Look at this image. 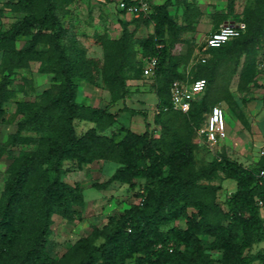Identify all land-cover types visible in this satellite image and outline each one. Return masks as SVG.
Instances as JSON below:
<instances>
[{"label":"trees","instance_id":"1","mask_svg":"<svg viewBox=\"0 0 264 264\" xmlns=\"http://www.w3.org/2000/svg\"><path fill=\"white\" fill-rule=\"evenodd\" d=\"M74 1L5 3L21 16L11 27L0 29V124L20 118L16 130L0 143V160L11 153V147L30 148L14 156L0 196V264H264V247L253 251L264 242V178L258 175L264 155L255 167L218 154L208 166L197 168L194 142L212 108L221 102L215 81L222 63L245 55L252 64L250 80L260 86L254 73L257 50H262L264 58V0L246 7L238 19H234L237 0H228L223 21H240L244 31L221 47L206 44L205 56L190 70L192 79L180 71L189 56L175 53L185 43L181 34L187 27L171 14L172 0L152 4L150 13H134L131 21L122 22L118 38L97 35L104 49L102 59L63 43L68 30L62 17ZM124 1L138 4V0ZM184 4L187 22L201 13L196 0H184ZM150 24L153 32L138 37V28ZM22 37L25 43L17 47ZM136 46L144 58H157L152 75H144ZM33 61L40 63V72L53 75V83L38 99L17 101L10 119L6 105L18 92L11 87V74ZM131 71L154 81V123L160 127L159 135L125 126L108 134L118 113L110 106L77 100L81 82L98 85L101 80L111 104L118 103L127 96ZM197 78L207 79L205 91L187 112L174 109L172 84ZM125 109L147 119L141 110ZM84 121L94 125L78 133L77 122ZM97 161L115 162L119 167L96 187L116 181L139 187V202L110 216L103 227L95 226L62 255H53L48 244L54 217L74 221L80 218L78 208L85 205L82 184L63 179L68 172L64 165L72 162L81 169ZM219 174L236 182L224 205L218 200L222 184L204 182ZM181 220L185 226L178 224Z\"/></svg>","mask_w":264,"mask_h":264},{"label":"rangeland","instance_id":"2","mask_svg":"<svg viewBox=\"0 0 264 264\" xmlns=\"http://www.w3.org/2000/svg\"><path fill=\"white\" fill-rule=\"evenodd\" d=\"M7 1L0 0V9H3L0 16V29L3 30L11 27L21 16L5 7ZM255 1L242 0L241 3L238 2V5L240 4L244 10L252 6ZM120 2L121 0H75L69 7V13L62 17L64 27L68 30L63 43L76 45L85 50L88 57L102 59L104 49L97 42V35L118 38L122 33V22L131 21L134 17V14L128 11H122ZM150 3L153 4L151 0ZM182 12L183 10L178 8L172 11L173 16L181 23L184 22ZM148 34L150 32L146 31L144 34L137 35L144 37ZM25 40L24 37L20 38L17 41V47H21ZM207 41L208 36H198L193 40L185 38V43L175 48V53L189 56L180 66V71L190 79L194 77L190 72L192 66L205 56ZM136 48L142 64L141 68H143L147 58L142 56L138 46ZM255 65L254 78L260 85L258 87L254 86L250 80L252 64L245 55L239 59L231 58L220 66L215 85L218 86L217 90L221 99L219 105L226 113L228 136L217 145L211 146L206 142L201 143L200 137L196 135L194 142L197 168L208 166L218 154H224L249 167H255L262 160L263 155L260 154V150L263 146L262 142L264 143V58L260 49L257 50ZM129 75L127 96L118 103L111 104L110 92L101 80L98 85L81 82L77 100L81 103L93 102L97 107L110 106L111 111L118 113L117 123L106 131L108 134L125 126L138 133L148 130L159 135L160 127L154 123L157 102V95L153 88L154 81L152 78L144 77L140 71H131ZM52 77V74L40 72V63L37 61L31 62L26 69L15 70L11 74L13 81L11 87L18 89V92L6 105L10 119L16 113L17 101L38 99L42 92L53 83ZM210 98L215 100L216 95L212 94ZM125 107L145 112L147 119L144 115L133 114ZM19 118L20 115H17L12 122L0 124L1 144L5 143L8 136L16 130ZM93 125L87 121L77 122V131L83 133ZM29 148L30 146L11 147V153L5 154L0 160V196L8 177V167L14 156ZM64 167L68 169L63 176L66 182L82 184L85 205L78 208L80 218L74 221L62 219L59 216L54 217L53 232L48 244V250L53 255H62L77 240L91 233L95 226L103 227L110 216L118 215L132 204L139 202L137 195L139 187L132 189L129 185L118 181L105 187L95 186L106 182L119 167L118 163L97 161L79 169L72 162H66ZM204 182L222 184L218 198L222 205L236 187L234 180L224 179L222 174L212 181ZM262 214L264 217V212ZM178 224L185 226V221L181 220ZM263 247L264 242L255 245L253 251L256 252ZM214 255L220 256L217 253Z\"/></svg>","mask_w":264,"mask_h":264},{"label":"built area","instance_id":"3","mask_svg":"<svg viewBox=\"0 0 264 264\" xmlns=\"http://www.w3.org/2000/svg\"><path fill=\"white\" fill-rule=\"evenodd\" d=\"M119 6L134 14L138 11L144 13L151 12L150 0H138V4L128 5L126 1L121 0ZM244 31V24L224 23L216 31L208 36L207 47H221L231 39L239 37ZM205 61V59H203ZM158 60L156 57L146 59L144 63V75L150 76L154 73ZM206 78H197L192 83H186L176 80L172 84V104L173 108L187 112L192 102L201 95L207 87ZM198 136L211 146H215L227 138V118L224 109L220 105L212 108L207 117L206 123L198 130ZM260 154L264 155V145L261 147ZM259 177L264 178V167L259 170Z\"/></svg>","mask_w":264,"mask_h":264},{"label":"crops","instance_id":"4","mask_svg":"<svg viewBox=\"0 0 264 264\" xmlns=\"http://www.w3.org/2000/svg\"><path fill=\"white\" fill-rule=\"evenodd\" d=\"M136 1V0H134ZM166 0H151L153 4H162ZM173 3L170 6V12L172 14V11L175 9H180L183 10L182 12V18L186 10V6L184 4V0H172ZM191 2L192 0H188ZM238 2L241 3L242 0H237L236 4V9L235 13L237 16L234 19H238V17L242 16V10L243 7L239 4ZM196 4L201 10L200 14H194L193 18L190 21H186L184 18V22H180L182 25H186V30L181 34V38L185 40V38H188L190 40H193L195 38H198V36L201 37H207L214 31H216L222 24L226 23L223 21L222 15H226L228 12L227 5H228V0H196ZM231 20L232 16H229ZM240 21H237L239 23ZM130 27L134 28V25L131 24ZM131 28V29H132ZM154 30V25H142L138 28L137 34H144V32L148 31L152 33ZM138 36V35H137ZM145 37V36H144ZM92 106H96L93 102L91 103H86ZM228 127V123H227ZM259 137V136H258ZM201 143H205V141L201 138H199ZM262 145L264 143L262 142ZM261 145V146H262ZM245 165V164H244ZM236 187H234V190Z\"/></svg>","mask_w":264,"mask_h":264}]
</instances>
